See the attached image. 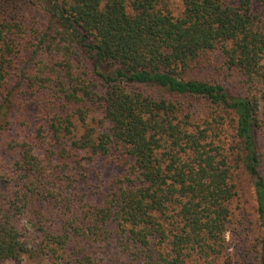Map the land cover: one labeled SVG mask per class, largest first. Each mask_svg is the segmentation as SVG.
<instances>
[{"label": "trees", "instance_id": "16d2710c", "mask_svg": "<svg viewBox=\"0 0 264 264\" xmlns=\"http://www.w3.org/2000/svg\"><path fill=\"white\" fill-rule=\"evenodd\" d=\"M164 1L37 0L44 23L26 38L0 18V264L55 255L112 226L145 264L210 260L224 243L236 170L253 185L264 264L254 140L264 117V0H178L176 17ZM214 51L254 94L191 75ZM46 89L54 106L32 126L28 97ZM190 99L211 114L195 117ZM101 158L122 173L94 198Z\"/></svg>", "mask_w": 264, "mask_h": 264}, {"label": "rangeland", "instance_id": "374dc122", "mask_svg": "<svg viewBox=\"0 0 264 264\" xmlns=\"http://www.w3.org/2000/svg\"><path fill=\"white\" fill-rule=\"evenodd\" d=\"M164 4L173 16L181 14L180 1L166 0ZM0 18L19 24L21 26L19 36L22 38L33 36L44 23L37 0H0ZM34 48L33 43H30L25 56L34 51ZM34 62L36 58L30 62L31 67ZM191 75L209 83L220 84L233 96H246L256 91L254 87L245 83L236 70L229 69L224 64V58L219 51L211 52L198 63H194ZM42 93L43 95L28 97L26 112L32 126L40 122L43 117L44 112L41 110L45 103L50 108L54 106L55 97H52L47 89ZM188 102L195 117L204 119L211 114L210 106L204 100L190 99ZM262 118L261 127L254 134V140L261 154L259 174L264 180V117ZM228 122L229 120L222 122L223 125L225 124L224 136L231 135ZM93 167L98 171V176L91 178V191L96 194L94 198H98V194L105 190L110 179L120 176L122 170L118 167V162L111 158L98 159ZM234 183L237 193L230 203V218L222 248L210 260L199 259L195 262L188 261L187 264H258V241L262 232L257 221L253 185L251 179L241 170L235 171ZM109 231L98 238L72 239L55 255L49 253L44 256L38 253L37 257L26 258L20 264H145L144 262H148L147 259L136 260L133 257V253L137 250L127 242L121 230L112 226ZM33 236L38 235L33 233ZM83 258L88 260L83 261Z\"/></svg>", "mask_w": 264, "mask_h": 264}]
</instances>
